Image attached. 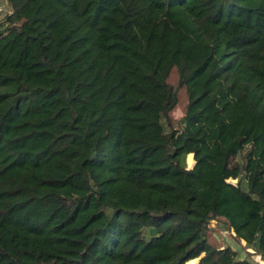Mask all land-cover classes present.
<instances>
[{"label": "trees", "instance_id": "trees-1", "mask_svg": "<svg viewBox=\"0 0 264 264\" xmlns=\"http://www.w3.org/2000/svg\"><path fill=\"white\" fill-rule=\"evenodd\" d=\"M7 1L0 264H264V0Z\"/></svg>", "mask_w": 264, "mask_h": 264}, {"label": "rangeland", "instance_id": "rangeland-1", "mask_svg": "<svg viewBox=\"0 0 264 264\" xmlns=\"http://www.w3.org/2000/svg\"><path fill=\"white\" fill-rule=\"evenodd\" d=\"M11 11V6L7 0H0V22L3 21V18L7 13ZM176 72L175 69H172L169 75V81L173 84H176ZM178 101L175 107L170 111V116L174 122L177 124V119L184 113L185 105L187 102V94L184 87H179L177 89ZM188 165L193 164V159L191 155L187 156ZM231 181L235 182L236 179L230 178ZM208 238L210 241L217 245H230L238 250V253L241 257H247L252 264L260 263V255L252 247H246L242 244L241 239L237 238L234 235L233 230L229 227L227 221L222 217H213L209 222V227L207 230ZM145 238H148L147 236ZM193 264V262H189Z\"/></svg>", "mask_w": 264, "mask_h": 264}, {"label": "crops", "instance_id": "crops-1", "mask_svg": "<svg viewBox=\"0 0 264 264\" xmlns=\"http://www.w3.org/2000/svg\"><path fill=\"white\" fill-rule=\"evenodd\" d=\"M242 244H244L245 243V241L243 240V239H241V241H240ZM259 264H263V260L262 259H260V263Z\"/></svg>", "mask_w": 264, "mask_h": 264}]
</instances>
